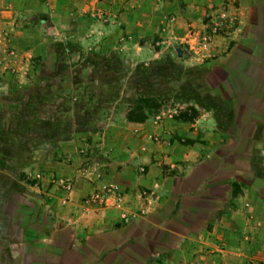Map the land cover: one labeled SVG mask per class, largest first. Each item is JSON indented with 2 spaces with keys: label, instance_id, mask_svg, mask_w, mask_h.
Listing matches in <instances>:
<instances>
[{
  "label": "rangeland",
  "instance_id": "374dc122",
  "mask_svg": "<svg viewBox=\"0 0 264 264\" xmlns=\"http://www.w3.org/2000/svg\"><path fill=\"white\" fill-rule=\"evenodd\" d=\"M185 5L186 0H0V168L15 169L27 189L42 191L48 200L62 192L68 199L77 186L86 202L111 185L124 196L113 179L147 173V162L133 160L151 149H200L231 137L236 120L241 132L259 124L257 132L264 134V119L254 114L258 104L244 98L246 105H233L219 83L221 67L239 66L233 41H216L237 19L223 3L209 1L195 36L209 44L191 43ZM260 139L256 155L264 150V135ZM251 144L245 140L241 149ZM171 162L159 161L162 176L177 171ZM247 215L252 226H263L261 217ZM209 243L189 244L185 264H264V242L239 241L235 245L243 250L237 251L228 242ZM180 255L177 264L184 262Z\"/></svg>",
  "mask_w": 264,
  "mask_h": 264
},
{
  "label": "crops",
  "instance_id": "0c3cea01",
  "mask_svg": "<svg viewBox=\"0 0 264 264\" xmlns=\"http://www.w3.org/2000/svg\"><path fill=\"white\" fill-rule=\"evenodd\" d=\"M186 1L184 22L191 43L209 44L195 36L204 27L205 5L211 0L196 6L195 0ZM212 1L223 3L226 14L237 19L216 41L223 46L233 41L235 58L255 42L264 50V0ZM237 124L231 137L200 149L163 146L141 153L133 161L147 162V173L113 179L124 189L120 206L83 202L85 190L77 186L68 199L62 192L48 200L42 191L27 189L15 169L0 168V264H177L180 254L185 264L189 244L215 240L237 251L242 249L235 245L239 241L264 242V150L253 152L264 134L257 132L259 124L250 132H241L240 124L237 130ZM245 140L252 144L242 150ZM159 161H172L177 171L162 176ZM233 184H239L236 195ZM143 187L149 190L141 193ZM249 212L261 217L260 229L247 221Z\"/></svg>",
  "mask_w": 264,
  "mask_h": 264
},
{
  "label": "trees",
  "instance_id": "16d2710c",
  "mask_svg": "<svg viewBox=\"0 0 264 264\" xmlns=\"http://www.w3.org/2000/svg\"><path fill=\"white\" fill-rule=\"evenodd\" d=\"M241 49V53H235L239 59V66L233 71L221 67L219 83L228 88V99L233 98L236 103H244V105H246L242 101L244 98H251L255 101L258 104V110H255L254 114L264 119V114H262L264 109V50L258 42H255L254 47ZM145 101L148 102L149 100L146 99ZM136 118L139 121L142 120L145 118V113L140 112ZM237 128V130L240 129L238 124ZM240 160L243 161V158L240 157ZM238 189L239 184H233L232 194L236 195L239 192Z\"/></svg>",
  "mask_w": 264,
  "mask_h": 264
},
{
  "label": "built area",
  "instance_id": "2783aa9c",
  "mask_svg": "<svg viewBox=\"0 0 264 264\" xmlns=\"http://www.w3.org/2000/svg\"><path fill=\"white\" fill-rule=\"evenodd\" d=\"M123 194L117 191L116 185H111L94 191L88 202L98 203L103 206H120L123 202Z\"/></svg>",
  "mask_w": 264,
  "mask_h": 264
},
{
  "label": "water",
  "instance_id": "95a60500",
  "mask_svg": "<svg viewBox=\"0 0 264 264\" xmlns=\"http://www.w3.org/2000/svg\"><path fill=\"white\" fill-rule=\"evenodd\" d=\"M184 56H186V54Z\"/></svg>",
  "mask_w": 264,
  "mask_h": 264
}]
</instances>
